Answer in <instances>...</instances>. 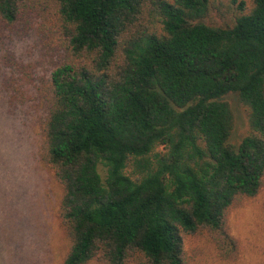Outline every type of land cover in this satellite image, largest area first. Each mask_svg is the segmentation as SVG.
Returning <instances> with one entry per match:
<instances>
[{"label":"trees","instance_id":"1","mask_svg":"<svg viewBox=\"0 0 264 264\" xmlns=\"http://www.w3.org/2000/svg\"><path fill=\"white\" fill-rule=\"evenodd\" d=\"M228 3L0 0V23L41 18L59 50L38 97L62 264H193L190 240L239 259L232 213L264 191V0Z\"/></svg>","mask_w":264,"mask_h":264},{"label":"rangeland","instance_id":"2","mask_svg":"<svg viewBox=\"0 0 264 264\" xmlns=\"http://www.w3.org/2000/svg\"><path fill=\"white\" fill-rule=\"evenodd\" d=\"M230 1L213 0L223 8ZM223 13L214 10L210 23L221 24ZM25 21L13 27L0 23V264H62L69 247L57 214L62 192L41 162L44 108L38 97L59 50L49 31L40 30L41 18ZM226 100L235 112L236 141L248 127L247 117L238 95ZM230 222L241 242L239 259L218 261L205 241L190 240L185 250L193 264H264V191L235 210Z\"/></svg>","mask_w":264,"mask_h":264}]
</instances>
